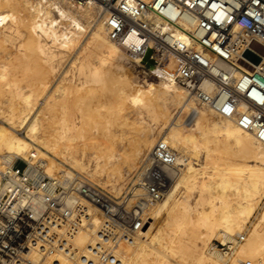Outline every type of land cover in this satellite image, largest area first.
Here are the masks:
<instances>
[{
  "label": "bare ground",
  "instance_id": "bare-ground-1",
  "mask_svg": "<svg viewBox=\"0 0 264 264\" xmlns=\"http://www.w3.org/2000/svg\"><path fill=\"white\" fill-rule=\"evenodd\" d=\"M103 14L95 0H0V171L16 159L29 162L34 155L51 177L87 175L120 192L127 175L165 141L180 166L175 182L149 210L137 243L122 249V263L264 264V145L200 106L176 84L173 57L160 64L149 62V57H130L110 40ZM76 47L70 70L64 72L63 82L72 76L69 84H58L42 102L43 111L52 114L44 118L50 119L47 128L40 114H32L37 94L49 90L60 65L56 62L70 57ZM127 60L142 68L149 62L143 74L154 73L159 82L146 77L134 81L135 68ZM20 69L33 77L19 80L14 72ZM127 105L133 108L130 113ZM82 106L90 114L78 120L72 110L81 112ZM101 111L107 124L120 122L135 129L134 139L124 152L120 149L123 155L114 144L115 152L104 150L116 132L96 124L93 114L100 116ZM147 117L153 124L146 123ZM236 237L245 242L229 255L212 245L214 240L229 244ZM85 241L81 235L79 243Z\"/></svg>",
  "mask_w": 264,
  "mask_h": 264
},
{
  "label": "built area",
  "instance_id": "built-area-1",
  "mask_svg": "<svg viewBox=\"0 0 264 264\" xmlns=\"http://www.w3.org/2000/svg\"><path fill=\"white\" fill-rule=\"evenodd\" d=\"M95 1L112 42L141 61L173 57L176 84L264 145V0ZM179 167L159 141L115 192L87 175L51 177L34 155L16 159L0 171V264H123L122 249L140 239ZM243 241L216 248L229 255Z\"/></svg>",
  "mask_w": 264,
  "mask_h": 264
},
{
  "label": "rangeland",
  "instance_id": "rangeland-1",
  "mask_svg": "<svg viewBox=\"0 0 264 264\" xmlns=\"http://www.w3.org/2000/svg\"><path fill=\"white\" fill-rule=\"evenodd\" d=\"M23 32H24V34L26 33V30L25 29H23ZM88 38H89V36L88 35H86L85 37H84V39H83V44L84 43H86L87 41H88ZM16 42V41H15ZM78 47V46H77ZM75 48L74 50H72V52L70 53V57H67V58H65L63 61H59V62H56V63H60V65L59 66H57V72H56V74H55V76H53V78H52V80H51V86H50V88H49V90L44 94V93H39V94H37V95H39V97H37V101H35V103H36V105L34 106L35 107V110H32L33 112H32V114H34V115H38V114H40L39 116L41 117V118H43L42 120H44V118H50V116H52V114H50V112L49 113H47V111H43V110H46V109H44L45 108V105H43L42 104V102H43V100L46 98V95H49V94H52L53 92H52V90L54 91V89H55V87H57L58 86V84L60 85L61 83H64L63 82V79H64V75H65V73L68 71V70H70L69 68L71 67V65H72V62L74 61V58L76 57L75 56V54H74V51L76 50V52H77V49H79V48ZM15 50H12V52H14ZM9 52H11V50L9 51ZM127 63H128V65L129 66H131V67H134L135 69H134V71H132L131 72V76H132V78L134 79V81H136V82H139L141 79H143L144 77H146V79H149V80H151V81H153V82H159V77L157 76V75H155L154 73H149L148 74V76L147 75H145V74H143V71H148L147 69L148 68H142V67H139L136 63H134V62H132V61H130V60H127ZM57 65V64H56ZM24 71L22 70L21 71V69L20 70H17V71H15L14 73H15V77H17L19 80H22L23 78H26V77H31V75H29V74H27V73H23ZM65 72V73H64ZM20 77V78H19ZM32 77H33V75H32ZM31 77V78H32ZM36 77V76H35ZM67 78V81L64 83V84H69V82L68 81H70L71 79H72V76H71V74L69 73L68 74V76L66 77ZM69 78V79H68ZM25 83H23L22 85H24ZM52 89V90H51ZM49 92H51V93H49ZM45 97V98H44ZM42 100V101H41ZM41 105V106H40ZM201 106V105H200ZM42 108V109H41ZM127 109H126V113H130L132 110H133V108L131 107V106H129V105H127V107H126ZM34 109V108H33ZM41 110H42V112H41ZM86 110V108L85 107H83L82 106V111L81 112H79V111H77V110H72V112H74V114H75V118H78V120L79 119H81L82 117H86L87 116V114L86 113H89L87 110ZM84 111V112H83ZM86 112V113H85ZM96 113L97 112H94V114H93V117H94V121L96 122V124L98 125V126H103V125H105V126H111V128H112V130H115V132L117 133H115V138H114V141L112 142V140L110 141V144L109 145H107V147L106 146H103L105 149V151H106V153H111L112 151H113V148H114V145H115V147L116 148H114V149H116V151H117V148H118V151L121 153V155H123V152H124V150H125V148H127V146L129 145V143L134 139V136H135V134H136V131H135V129H133V128H131L132 126H124V125H121V124H119L120 122H112V123H110V125L109 124H107V122H106V118L104 117L105 115H103L104 113L101 111V115L100 116H98V113H97V115H96ZM85 114V115H84ZM90 114V113H89ZM47 117H46V116ZM79 115V116H78ZM80 116H81V118H80ZM96 116V117H95ZM98 117V118H97ZM77 120V121H78ZM85 121H86V119H84ZM102 120V121H101ZM150 118H146V123L147 124H153V122H150ZM49 121H50V119H49ZM49 121H48V119L46 120H44L42 123H43V125L45 124L46 125V123L48 122L49 123ZM46 122V123H45ZM100 122H102V123H100ZM96 124L94 125V124H92V126H96ZM4 125V123L2 122V119H0V126H3ZM44 125V126H45ZM117 125V126H116ZM119 125H120V127H119ZM48 126V124L45 126V127H47ZM124 126V127H123ZM48 128V127H47ZM126 128V129H125ZM121 129H124L123 131H120ZM117 130H119V131H117ZM21 133H24V131L22 130V131H20ZM120 132V134H118ZM123 133V135H122V137H121V134ZM120 136V138H117V137H119ZM117 138V139H116ZM122 138V139H121ZM119 139V140H118ZM116 140H118V141H116ZM127 142V143H126ZM114 144V145H113ZM113 147H112V146ZM124 148V149H123ZM120 149H121V151H123V152H121L120 151ZM91 151H92V149H90ZM113 152H115V151H113ZM200 156L201 157H203V154H200ZM144 164V162H142V163H139L137 166H139V167H137V169L135 170V171H131L127 176H128V179H127V182L133 177V176H135L136 175V173H138L139 172V170H140V168H141V166ZM19 168H23V164H20L19 165ZM45 170H46V168H45ZM55 177H63V175L61 174V173H56L55 174ZM96 182V181H95ZM98 183V182H97ZM98 184H100V185H102L101 183H98ZM103 186V185H102ZM184 192V193H183ZM182 193L184 194H181V195H183V196H185L186 195V191L183 189L182 190ZM196 193L197 192H194L193 194H192V197L190 198V204L191 205H193L194 206V204H195V202H196V199H197V195H196ZM180 197V196H179ZM264 205V202L262 203V205H261V207ZM260 211V209L258 210V212ZM258 212H257V214H258ZM257 214H256V216H257ZM255 216V217H256ZM255 217L252 219V221H254L255 220ZM250 227H251V224H248L247 225V229H250ZM204 231V230H203ZM243 235H244V237H246V239H247V237H248V234H247V231H245L244 233H243ZM236 238H238V237H236ZM243 242H245V241H243ZM243 242H241V243H243ZM217 244H227V242H222V240H214V241H212V245H214V246H216ZM219 250V249H218Z\"/></svg>",
  "mask_w": 264,
  "mask_h": 264
},
{
  "label": "water",
  "instance_id": "water-1",
  "mask_svg": "<svg viewBox=\"0 0 264 264\" xmlns=\"http://www.w3.org/2000/svg\"><path fill=\"white\" fill-rule=\"evenodd\" d=\"M254 61H255L256 63H259V59H257V58H255Z\"/></svg>",
  "mask_w": 264,
  "mask_h": 264
}]
</instances>
